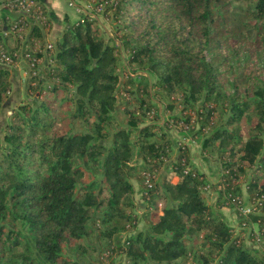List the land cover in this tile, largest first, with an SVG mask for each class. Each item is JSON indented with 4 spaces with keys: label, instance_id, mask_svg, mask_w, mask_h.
<instances>
[{
    "label": "trees",
    "instance_id": "1",
    "mask_svg": "<svg viewBox=\"0 0 264 264\" xmlns=\"http://www.w3.org/2000/svg\"><path fill=\"white\" fill-rule=\"evenodd\" d=\"M106 1L115 15L130 19V33L122 41L128 66L144 69L148 64L154 84L166 93L178 91L188 107L202 99L200 125L212 130L202 148L215 152L219 167L211 177L217 181L213 184L191 162L186 145L169 162L175 152L170 139L163 141L156 125L141 123L135 111H127L125 125L114 126L123 105L116 96L121 46L105 43L84 15L67 24L62 40L54 43L52 66L45 75L29 78L26 94L32 99L21 102L3 128L0 264H92L91 251L100 264L104 259L108 264H264V256L247 248L241 237L248 228L264 238V80L255 78L249 55L260 48L259 42L252 47L244 36L248 19L264 24V0H245L250 6L241 21L231 12V0ZM39 28L31 26L27 39L41 38ZM229 37L239 41L230 47ZM260 41L264 44V35ZM0 43L9 51L20 47L16 37H0ZM229 57L238 58L241 79L250 83L248 91L239 92L241 85H234L231 97L219 93V68ZM121 70L132 83L131 73ZM139 73L133 78L142 86L126 91L150 111V78ZM9 75L0 67V115L11 88ZM43 92L47 97L61 93L64 104L74 103L68 130L59 129L56 97L42 99ZM225 99L228 117L214 127L212 113ZM248 110L245 130L240 119ZM78 119L83 131L74 129ZM137 157L143 161L139 165ZM133 177L149 212L135 221ZM211 187L219 197L214 206L207 199ZM234 197L239 203L231 202ZM246 203L254 208L242 214L239 207ZM222 205L237 206L234 213L242 226L237 234L216 212ZM140 220L144 231L137 229ZM7 222H20L26 233ZM121 232L130 233L118 244L115 235ZM66 246L73 247V255L64 253Z\"/></svg>",
    "mask_w": 264,
    "mask_h": 264
},
{
    "label": "rangeland",
    "instance_id": "2",
    "mask_svg": "<svg viewBox=\"0 0 264 264\" xmlns=\"http://www.w3.org/2000/svg\"><path fill=\"white\" fill-rule=\"evenodd\" d=\"M99 2H102L100 3L101 5L99 4ZM248 3H246L245 0H231L230 9L232 10L231 12L236 17L237 21H241V19L244 18L245 14L243 13V11L246 10V7L248 5L250 6V2ZM42 7L43 9H45L43 5ZM109 7H110V2L106 0H91V3H89V6H88L89 12L86 15L88 19H92L91 21L92 28L96 29L97 35L101 37L102 39H104L105 43L117 44L121 46V48L119 49V52L116 54L120 58V60L117 63L118 70H120L119 81H121V84H124L126 87H123L120 84L116 92L117 100H119L117 102L118 103L123 102V105H121L118 112L115 113L116 116H114L115 117L114 126L116 124L123 125L125 123L126 119L128 118L127 111L129 110L135 111V114L138 115L137 118L138 120H141V123L145 125H151V124L156 125V129H155L156 134L157 136L158 135L160 136L161 134H163L164 135L163 141L168 138L170 139L169 141L171 142V147H173V150L175 152L171 155L170 157L171 160H168L169 162L175 159L176 150H178L179 146L186 145L190 160L192 159V163L195 166L201 167L200 163L202 161L200 160L202 159V157L200 158V156L205 155L208 160L207 164L213 165V166L217 165V168H218L219 167L218 161L216 157L214 156L215 152L212 150V148L211 150L209 147H207V149L205 150H203L202 148L203 140L206 137L205 135H207L208 133H211L212 131L211 128H209L210 126L206 125V126L201 127L200 125V120L202 117L201 115L200 116L197 115V111L200 114L201 111H203L204 109V108L202 109V106L204 105L202 102V99H197L196 101L193 102L192 105L194 108L188 107L189 104L184 103V99L182 101L181 94L179 93L178 95H176V92L178 91H175L172 93H166L164 90H162V88H159L157 85L154 84L156 82V78L152 75H149V73L145 69L148 64L142 65V66H145L144 69H139L138 67H141V66H138L137 64L132 65L134 69L132 68V66L129 67L128 66L129 56H128L127 51H125L122 48V44H123L122 41L130 33V28L127 27V24L130 22V19L125 18V17L121 18L119 15H115L114 9L113 8L110 9ZM45 12H46V9H45ZM216 25H217L216 23L213 24L214 29ZM237 25H238V22H237ZM247 25L248 26L246 27V29H244V36L246 37L245 41L247 42L250 41L252 47L255 46L258 42L260 45V48H258L257 50H251L249 52V55L253 58L252 60H250V62L253 61V64L255 65L257 69L255 78L261 79L262 81L264 80V44H261L260 39L264 35V24L261 21L255 22L254 19H248ZM255 39H257L258 41L254 42ZM236 40L238 39L229 37L227 43L228 45H230V47H233L235 45ZM239 65L240 64L238 63V58L235 60V57H232V58L229 57L226 61V64H223L220 66L219 77L221 78L222 84L220 88L221 90L219 89L220 90L219 93H222V94H225V96L231 97L233 93L232 89L234 85H241L239 88V92L249 90L250 83L245 82L246 79H241L242 78V74H241L242 64L240 66ZM121 69H124L127 73L128 72L131 73L130 74L132 77L131 79L133 80L132 83L131 81L127 82L128 80L127 76L125 73H123V70ZM136 69L138 71H135ZM141 70L143 73H146L144 75L146 76L148 75V77L150 78L146 86V89L148 90L147 92L148 93L147 94L148 103H150V106H152L150 111H148L147 109L148 105L146 103H140V101L137 100L138 98L137 99L134 98L135 94H132L133 95L132 97V96H129L128 92L126 91V90H131L133 92H136V90L142 86L141 84H139V87H137V83H138L137 76L140 74L139 72H141ZM133 77L134 78L136 77L137 79H134ZM20 81L22 82V79H20ZM61 95L62 94L59 93V95L56 97L54 106L56 105L55 114L60 123L59 129L60 131L61 130L65 131V130H68L69 126L71 125L68 116L70 114L69 112H72V110L74 109V103L71 101L67 104H64L65 102L63 101V99H61ZM36 96L37 95H35V97ZM10 99L12 101L11 105L6 107L0 115V150L4 146V143L2 142V131L4 128L3 126H5L6 122L10 120L12 113L16 111V108L18 107V105L23 101L31 100L32 97L26 96V95L16 96L15 94L11 93ZM118 103L116 104V106L118 105ZM227 105H228V100L225 99L223 101H220L218 103L217 110L212 113V116H211L212 118L210 121L211 123L212 122L215 123L214 127H220L225 122L226 118L228 117L229 111L225 110L227 109ZM250 114H251L250 110H248L245 112V114L240 119V125L244 127L245 130L248 128L250 124V119L248 117ZM187 117L188 118L190 117L188 119V123L182 124L181 120L183 121V119ZM82 122L83 121L78 119L77 122L74 123L75 127L74 126L73 127L76 131H83L85 129V125L82 124ZM185 125L192 127V129L189 130V129L183 128V126ZM73 127L71 126V129ZM113 128L114 127H112V129ZM133 136H135V134H133ZM218 141H219L218 139L214 141L215 145L216 143H218ZM203 152H207V154ZM136 161H134L136 162V165H139V163L143 162L141 158H138V160ZM211 179H212L211 182L215 184L216 183L215 181H217V178L211 177ZM137 180L138 179H136L135 177L132 178V182L136 187H138ZM175 180H176V177L173 176L172 181H175ZM213 187H211V192H214V189H212ZM242 196H243V191H242ZM217 197L218 196L213 193V197H212L213 201H217ZM160 202L162 201L159 200L158 205H157L158 207H160L161 205ZM225 207H227V209L230 210L228 211V214L231 212L232 213L235 212V210L237 209V206H233V208L229 206H225ZM241 208H243L242 214H247V213H250L248 211L251 210V205L246 203V205L241 206ZM147 209L148 207L143 206L144 211L142 210V212H138L139 208L136 207L135 215L133 216L134 221L135 219L137 220L139 218L138 217L139 214L140 216L142 215L143 217L145 216L148 217L149 212ZM235 220L237 223L238 221L236 218ZM143 222L144 224L137 226L138 230L144 231L146 226H145L144 220ZM7 227L13 229L14 231H20L22 233H26L25 227L20 222H16V223L7 222ZM241 227L242 226L238 225V230ZM244 234L246 236L247 234H249L251 237L249 236L248 239L251 240L252 242H255L254 238L256 236V233L250 234L247 228V231ZM261 240H263V237L261 238ZM261 249L264 250V247H261ZM64 253L73 255L74 254L73 247L72 246L64 247ZM89 257L90 259L93 258L92 259L93 262H91L92 264L93 263L100 264L97 261L98 256L96 255L95 252L91 251ZM115 260L118 261L119 258L116 257ZM103 263L108 264V260L104 259L101 264Z\"/></svg>",
    "mask_w": 264,
    "mask_h": 264
},
{
    "label": "crops",
    "instance_id": "3",
    "mask_svg": "<svg viewBox=\"0 0 264 264\" xmlns=\"http://www.w3.org/2000/svg\"><path fill=\"white\" fill-rule=\"evenodd\" d=\"M39 1L42 3L44 8L46 9L47 18H48L47 27L39 28L40 33L42 35L41 38H35L33 41L35 42L36 47L39 48V52H38L39 62H38L37 70H38V73L42 76V75H45L47 68H49L53 64L52 56H53L54 43L57 40L59 41L62 40L65 28L68 23L70 22L75 23L79 20H82L83 16L89 12L88 6H89V3H91V0H39ZM19 16H21V12L8 8L5 5L4 0H0V20H2L3 22H11ZM5 39H8V41H10L11 38H5ZM47 43L52 44V50L49 51L45 48ZM0 67H4L9 71V74H10L9 80L11 83L10 91L7 97L5 98V100L2 102V104L4 105V108L2 110L3 112L4 109L10 106L12 103L10 99L11 93L15 94L16 96L17 95L27 96L26 94L27 88H28L27 84H28L30 77L28 76L26 65L22 60L14 64H5V63L0 62ZM20 79H22V82L20 81ZM45 93L46 92H43L41 94V98H43L46 95ZM58 95L59 94H56L55 96L52 95L50 97L45 96L44 98L47 97L46 99L49 101L51 100L52 97H57ZM55 99L53 100V102H55ZM204 156L205 155L200 156V158L202 157V159L200 160L202 161L200 163L201 167L200 166H197V167L199 168L201 172H203L206 175L207 178L212 180L211 177L209 176H212V172L216 166L208 165L207 157H204ZM191 162H192V159H191ZM168 170H170V167H168ZM134 190H135V193H134L135 205L136 207L139 208V210H141V211L138 210V212H142L143 206L147 207V204L142 200L139 186L136 187L134 185ZM213 193L217 195L216 191H214V192H211L207 197L208 202L212 206H214L216 203L215 201H213V198H212ZM225 206L227 205H222L221 207H218L215 210L218 214H220L223 217V219H225V221L228 224L235 227V233L237 234L238 222L236 223L235 213L231 212L232 214L231 213L228 214V211L230 210L227 209V207ZM138 216H140V214ZM142 224H144V222L143 220H140L138 225H142ZM129 233L130 232H121L115 235V241L118 244H120L122 240L125 239L124 237ZM241 237L243 238L242 241L244 242V245L247 248L257 251L261 256H264L263 249H261V247H264V238L263 240L260 241V243H258V242H252L251 240H249L248 237L244 233L241 235Z\"/></svg>",
    "mask_w": 264,
    "mask_h": 264
},
{
    "label": "built area",
    "instance_id": "4",
    "mask_svg": "<svg viewBox=\"0 0 264 264\" xmlns=\"http://www.w3.org/2000/svg\"><path fill=\"white\" fill-rule=\"evenodd\" d=\"M4 3L8 8L21 12V16L11 22H3L0 20V37H16L20 40V47L18 50L9 51V49L7 50L5 46L0 43V62L5 64H14L22 60L26 65L28 76L31 77L33 75H37L39 56H36L35 53L39 52V48L36 47L35 42H33L34 39H27V36L29 28L32 25H38L41 28L47 27V13L43 9L39 0H4ZM100 3L102 2H99V4ZM45 48L49 51L52 50V44L47 43ZM183 128H185V126H183ZM147 184L148 186L151 185L150 182ZM231 202L239 203V198H231ZM252 207L254 208V206ZM240 210H243L241 206ZM250 211L251 210L248 212ZM254 240L255 242L261 241V237L258 233H256Z\"/></svg>",
    "mask_w": 264,
    "mask_h": 264
}]
</instances>
